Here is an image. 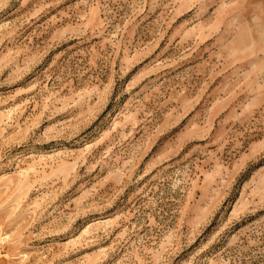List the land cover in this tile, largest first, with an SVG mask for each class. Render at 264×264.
<instances>
[{
	"label": "rangeland",
	"instance_id": "374dc122",
	"mask_svg": "<svg viewBox=\"0 0 264 264\" xmlns=\"http://www.w3.org/2000/svg\"><path fill=\"white\" fill-rule=\"evenodd\" d=\"M0 264H264V0H0Z\"/></svg>",
	"mask_w": 264,
	"mask_h": 264
}]
</instances>
